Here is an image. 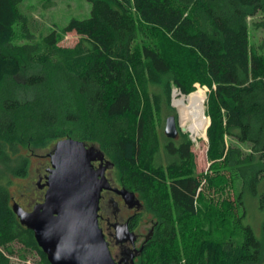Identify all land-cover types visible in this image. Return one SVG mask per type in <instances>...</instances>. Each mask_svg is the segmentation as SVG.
I'll return each instance as SVG.
<instances>
[{
	"label": "trees",
	"instance_id": "1",
	"mask_svg": "<svg viewBox=\"0 0 264 264\" xmlns=\"http://www.w3.org/2000/svg\"><path fill=\"white\" fill-rule=\"evenodd\" d=\"M24 1L0 0V264L26 253L50 264L10 186L29 177L33 151L66 138L96 145L156 220L140 264L260 263L264 43L251 27L264 32V19L250 18L264 17V0H87L90 16L62 29L80 35L74 47L28 24ZM195 84L209 89L207 173L188 134L164 133L178 119L173 89Z\"/></svg>",
	"mask_w": 264,
	"mask_h": 264
},
{
	"label": "water",
	"instance_id": "2",
	"mask_svg": "<svg viewBox=\"0 0 264 264\" xmlns=\"http://www.w3.org/2000/svg\"><path fill=\"white\" fill-rule=\"evenodd\" d=\"M179 129L187 132L170 116L165 134L176 138ZM103 157L97 147L82 141H58L50 155L44 202L32 212L13 204L21 224L34 232L50 264H118L98 222L100 196L107 182L92 162Z\"/></svg>",
	"mask_w": 264,
	"mask_h": 264
},
{
	"label": "flooded vegetation",
	"instance_id": "3",
	"mask_svg": "<svg viewBox=\"0 0 264 264\" xmlns=\"http://www.w3.org/2000/svg\"><path fill=\"white\" fill-rule=\"evenodd\" d=\"M181 133L179 130L176 138H169L166 134L165 136L179 140ZM92 164L95 170L103 172L107 182V187L102 190L100 196L98 222L111 254L118 264H140L144 250L155 236L157 222L151 216L147 217L145 202L140 193L125 188L120 178L114 174L112 163L103 157L96 159ZM49 168L50 166L46 165L39 167L36 179L21 186L27 190L28 197L24 198V194L18 193L26 202L25 205H19L27 212H32L36 205L44 202L48 189Z\"/></svg>",
	"mask_w": 264,
	"mask_h": 264
},
{
	"label": "rangeland",
	"instance_id": "4",
	"mask_svg": "<svg viewBox=\"0 0 264 264\" xmlns=\"http://www.w3.org/2000/svg\"><path fill=\"white\" fill-rule=\"evenodd\" d=\"M22 12L28 17V24L32 21V18H35L37 22L41 25L42 30H45L44 34H47L53 30H56L58 33V37L60 39V46L63 47H74L79 39L80 35H78L76 32H71L64 34L62 32V29L73 19H85L90 16L91 13V3L88 2L87 0H25L24 3L22 4ZM264 19L263 15H258L256 18H250L251 23L253 21H259ZM20 25L16 27V29H19ZM30 30L32 27H30ZM37 37H39V34L34 32ZM39 33V32H38ZM251 40L252 44L257 45H262L264 43V32L261 30H254L251 27ZM16 43H21L19 41H16ZM24 43V41H22ZM196 88L197 93H201L202 95H205V116L207 119V125H208V118L210 120L211 124V119L207 115V99H208V93L209 89L207 87H203L200 84H195L194 85ZM175 88L173 89L172 92V97H171V103L172 107H174L177 111L178 114V119L177 121H180V125L182 126L181 123V115L178 111V109L174 105V93ZM206 125V127H207ZM210 126V125H209ZM183 127V126H182ZM186 128V127H185ZM186 134L189 135L193 147L192 150L195 155V165H196V170L198 173H207L210 167V163L207 158L208 154V136L206 135V128L204 131V134L202 137L198 139H194L193 134L187 129ZM97 147L96 145H93ZM55 148V147H54ZM98 148V147H97ZM54 149L46 148L44 150L37 149L33 151L34 154H32V159H31V169H30V174L29 177L27 178H18L14 179L11 186H10V193L12 195V203H17V204H22L25 205V201H23L19 196L18 193L24 194V198L28 197L27 190L22 189L23 185H26L29 183L32 179H36L35 175L37 174V169L39 167H43L44 165L50 166L51 167V159L49 161L50 155L53 153ZM49 153V154H48ZM48 154V156H47ZM105 158V157H104ZM111 163L110 161H108ZM161 162L166 165L168 162V159L165 155V153L162 151V156H161ZM48 163V164H47ZM114 166V174L117 175L118 178H120L119 170L117 169V166L113 164ZM220 194H215L216 200L218 198H225V195H220ZM233 195V192H228V195ZM226 196V197H227ZM31 198V197H29ZM219 200V199H218ZM260 218V217H258ZM258 220V219H257ZM255 232L257 236L262 240V227L257 225L255 226ZM18 250V248H17ZM19 253H23L21 250ZM27 259H22L19 257V254L13 258V263L12 264H44L40 260V257L37 254L34 253H26ZM258 264H264V241H263V257L260 263Z\"/></svg>",
	"mask_w": 264,
	"mask_h": 264
},
{
	"label": "bare ground",
	"instance_id": "5",
	"mask_svg": "<svg viewBox=\"0 0 264 264\" xmlns=\"http://www.w3.org/2000/svg\"><path fill=\"white\" fill-rule=\"evenodd\" d=\"M173 95L174 105L181 115L182 126L193 134L194 139L202 137L207 125L205 95L194 93L185 96L177 89H175Z\"/></svg>",
	"mask_w": 264,
	"mask_h": 264
}]
</instances>
